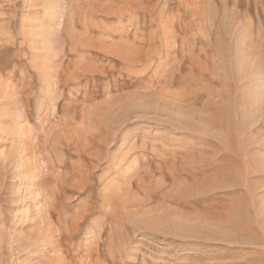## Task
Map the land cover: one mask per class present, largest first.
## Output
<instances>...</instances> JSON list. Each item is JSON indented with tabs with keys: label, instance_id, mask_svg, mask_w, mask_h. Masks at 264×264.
<instances>
[{
	"label": "rangeland",
	"instance_id": "rangeland-1",
	"mask_svg": "<svg viewBox=\"0 0 264 264\" xmlns=\"http://www.w3.org/2000/svg\"><path fill=\"white\" fill-rule=\"evenodd\" d=\"M0 264H264V0H0Z\"/></svg>",
	"mask_w": 264,
	"mask_h": 264
},
{
	"label": "bare ground",
	"instance_id": "bare-ground-1",
	"mask_svg": "<svg viewBox=\"0 0 264 264\" xmlns=\"http://www.w3.org/2000/svg\"><path fill=\"white\" fill-rule=\"evenodd\" d=\"M75 1V0H74ZM88 1V0H87ZM179 2V1H178ZM83 3H85V1L83 2ZM165 3H166V1H165ZM180 3V2H179ZM157 4V3H156ZM115 5V4H114ZM91 6V5H90ZM125 6V5H124ZM114 7V6H113ZM119 7V6H118ZM127 8V7H126ZM124 11V10H123ZM73 12V11H72ZM84 12V11H83ZM79 13V12H78ZM161 13V12H160ZM72 14V13H71ZM90 14V13H89ZM162 14V13H161ZM116 15V14H115ZM91 16V15H90ZM161 15L159 14V17H160ZM179 16V15H178ZM133 18V17H132ZM166 18V17H165ZM81 19V18H80ZM68 20V19H67ZM152 20V19H151ZM170 20V19H169ZM118 21V20H117ZM162 23V22H161ZM161 23H159V24H161ZM70 26V25H69ZM161 26V25H160ZM105 28V27H104ZM138 28V27H137ZM161 28V27H160ZM163 28V27H162ZM168 29V28H167ZM136 30V29H135ZM141 30V29H140ZM158 30V29H157ZM165 31V30H164ZM170 31V30H169ZM136 33V32H135ZM154 33V32H153ZM51 41V40H50ZM141 41V40H140ZM148 48V47H147ZM152 48V47H151ZM150 63V62H149ZM147 64V63H146ZM120 67V66H119ZM126 67H128V66H126ZM127 69V68H126ZM122 70V69H121ZM131 72V71H130ZM132 73V72H131ZM119 74V73H118ZM3 182V181H2ZM23 189V188H22ZM22 189H20V190H22ZM20 192V191H19ZM52 223V222H51ZM17 224V223H16ZM18 224H19V222H18ZM57 233V232H56ZM45 236V235H44ZM41 237V236H40ZM49 238V237H48ZM34 241V240H33ZM43 245V244H42ZM47 245V244H46ZM49 245V244H48ZM71 245V244H70ZM37 246V245H36ZM38 247V246H37ZM43 253V252H42ZM60 254V253H59ZM89 255V254H88ZM113 258V257H112ZM59 263V262H58Z\"/></svg>",
	"mask_w": 264,
	"mask_h": 264
}]
</instances>
